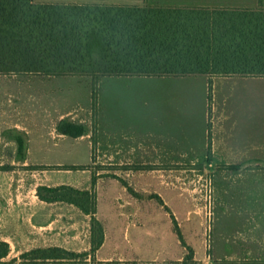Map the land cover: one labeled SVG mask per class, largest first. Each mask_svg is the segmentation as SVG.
I'll return each mask as SVG.
<instances>
[{
  "label": "rangeland",
  "instance_id": "1",
  "mask_svg": "<svg viewBox=\"0 0 264 264\" xmlns=\"http://www.w3.org/2000/svg\"><path fill=\"white\" fill-rule=\"evenodd\" d=\"M187 78L180 81L156 76L0 73V119L28 118L29 122L46 119L44 147L37 157L47 163L39 167L24 166L15 161L14 154L0 152V240L10 244L9 255L0 264H103L94 261L97 222L102 224L98 217L74 204L41 201L36 197L35 187L37 184H67L79 189L90 186L96 195V208L99 205L103 211L115 212L118 201L115 197L109 200V196L115 193L116 187L109 184L110 180L114 184L117 180L126 183L124 177L132 183L135 174L150 176L171 189L173 201L163 209L166 214L163 215L158 207L163 203L159 197L137 194L141 208L151 206L157 214L129 228L122 219H109L110 229L118 240L112 246L117 257L140 259L133 264H158L150 260L164 261L162 264H264V251H237L230 256L227 249L218 250L214 245V211L228 207L235 192L231 184L237 179H246L252 185L264 170L211 166L208 157L194 154L173 155L167 171L158 168L163 167L159 157L154 164L133 170L120 165L106 168L103 164L106 160L101 159L100 142L104 131H115L117 136L134 128L148 130L151 119L169 115V108L164 105L170 101V92L176 91L173 97L178 98L177 93L188 102V107L184 102L180 114L194 121L188 125L194 133L201 129L198 120L214 115V105H219L223 95H226L227 108L234 106L233 102L246 101L247 114L264 117V80L253 81L245 90L226 82L222 91L223 85L207 84L202 76ZM67 121L83 125L87 134L77 138L68 136L61 141L63 134L59 135L55 124ZM92 152L96 163L87 166ZM20 156L19 159L23 154ZM128 189L133 192L132 188ZM157 189L160 190L159 186ZM248 197L252 200L255 196L249 193ZM252 222L249 228L254 237L253 233L260 230L264 220ZM176 230L181 231L186 242L181 250ZM49 247H61L78 255L73 260L45 263L20 258L25 252ZM179 255L181 261H177Z\"/></svg>",
  "mask_w": 264,
  "mask_h": 264
},
{
  "label": "trees",
  "instance_id": "2",
  "mask_svg": "<svg viewBox=\"0 0 264 264\" xmlns=\"http://www.w3.org/2000/svg\"><path fill=\"white\" fill-rule=\"evenodd\" d=\"M0 73L264 76V9L0 0ZM57 131L74 138L87 134L83 125L69 121L59 122ZM37 195L48 203L66 202L97 212L96 195L90 189L40 185ZM97 223L94 251L104 242L103 225ZM176 232L186 247L181 231ZM9 253L10 244L0 240V263ZM77 255L49 247L25 252L20 258L45 263L73 260Z\"/></svg>",
  "mask_w": 264,
  "mask_h": 264
},
{
  "label": "crops",
  "instance_id": "3",
  "mask_svg": "<svg viewBox=\"0 0 264 264\" xmlns=\"http://www.w3.org/2000/svg\"><path fill=\"white\" fill-rule=\"evenodd\" d=\"M35 2L40 4L264 9V0H35ZM187 76L189 77L190 75L156 77L176 78L182 81L183 79H188ZM191 76H202L203 80L207 81V84H213V86L221 87L223 85V88H220L222 91L225 89L226 82L233 83L235 88L240 86V89L245 90L255 83L253 81L264 80V76H242L238 74ZM220 81L221 84L219 83ZM175 92H170V101H166L164 105L169 108L171 114L169 113L166 117L151 119L148 130L134 128L130 133L121 132L117 136L114 135L115 131L112 132L108 129L106 132L104 131L100 142V151L101 159L106 160V162H103L106 168H111V165H120L123 169H138L145 165L154 164L159 157L163 167L158 168H160V171H167L169 165L172 164L173 155L187 156L194 154L200 157H208V164L211 166H233L241 171L247 170L248 167H256L259 172L264 170V117L247 114L246 101L233 102L234 106L229 105L231 107L229 109L226 106V95H223L219 105H214V115L198 120L197 124L201 126V129L194 133L189 131L188 127L194 121L185 119L180 114V110H183L185 106L184 102H186L187 107L188 102L179 97L177 93L176 96L178 98L173 97ZM45 121L46 119L43 118H36L34 122H29L28 118L12 119L5 117L0 119V152L14 154L15 161L22 162L24 166L39 167L47 164L44 161H40V158L37 157L41 152L40 149L44 147L42 139L44 137ZM58 123L55 124V130H57ZM114 138L116 139L115 142H113ZM67 139L68 136L63 135L61 141ZM20 140L23 141L22 151L20 150ZM90 145V148H92L91 142ZM21 154L23 156L19 159L18 157ZM94 155L92 152V159L86 163L87 166L96 163ZM128 165H138L139 167H126ZM0 169L2 168L0 167ZM112 180H110L109 184L115 186L116 190L115 193L109 196V200L115 197L118 205H116L117 209H115V212L112 209L103 211L99 205L98 209L96 208L97 212L94 215L102 222L104 242L94 252V261L103 264L137 263L140 259L116 256L112 246L118 240L114 237L108 220L111 218L122 219L123 222H127L126 226L129 228L130 226H139L141 219L145 217L151 218V215L157 214L156 210L150 209L151 206L142 209L141 204L137 202L138 199L136 200L137 194H155L163 202L158 206L162 211L161 214L166 215L163 213V209L171 204L169 203L170 201H173L172 190L157 183L150 176L140 174H135V179L132 182L134 184L129 183L124 177L123 180L126 183H121L117 180V183L114 184ZM248 182L246 179L235 180L231 184V188H234L235 192L231 195L228 207L224 209L219 207L218 210L214 211L215 248L218 250L227 249L230 256L236 255L237 251H264V232L262 230L264 225H260V230L253 233L254 237L251 236L249 228L253 223L252 221L264 220V174H258L252 185H248ZM38 186L39 184L36 185L34 190L36 197H38ZM158 186L160 190L157 189ZM129 187L132 188L133 192L129 191ZM89 188L90 186H87L84 189ZM238 188L242 195L237 194L239 193ZM249 193L255 196L252 200L248 197ZM178 243L180 250L185 247L179 237ZM110 248L112 249L109 250ZM181 259L182 257L179 255L177 261H181ZM150 261L158 264L164 263V261ZM234 264L239 263L235 262ZM260 264H263V262H260Z\"/></svg>",
  "mask_w": 264,
  "mask_h": 264
}]
</instances>
